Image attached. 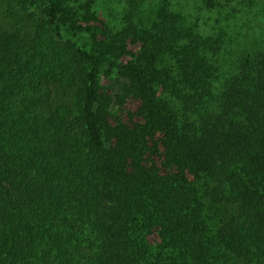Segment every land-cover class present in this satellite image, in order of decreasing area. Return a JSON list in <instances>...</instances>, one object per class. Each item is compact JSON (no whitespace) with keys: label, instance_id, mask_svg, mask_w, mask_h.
<instances>
[{"label":"trees","instance_id":"trees-1","mask_svg":"<svg viewBox=\"0 0 264 264\" xmlns=\"http://www.w3.org/2000/svg\"><path fill=\"white\" fill-rule=\"evenodd\" d=\"M12 1L0 264H264V42L226 59L175 0Z\"/></svg>","mask_w":264,"mask_h":264},{"label":"rangeland","instance_id":"rangeland-1","mask_svg":"<svg viewBox=\"0 0 264 264\" xmlns=\"http://www.w3.org/2000/svg\"><path fill=\"white\" fill-rule=\"evenodd\" d=\"M155 0H146L149 7ZM176 10L187 17L188 22L198 24L206 33H222L226 39L224 56L230 59L237 55L239 48L245 41L264 42V0H175ZM17 5L12 0H0V20L10 26V14L16 10ZM116 12V9H114ZM114 12V13H115ZM108 79L102 78L107 84ZM115 83L116 81L113 80ZM111 81V84L113 83ZM58 101L61 97H57ZM137 103L134 99H128L124 110L136 112ZM137 117V115H134ZM158 165L162 167L160 157L156 158ZM152 242L158 240L156 234H151Z\"/></svg>","mask_w":264,"mask_h":264}]
</instances>
